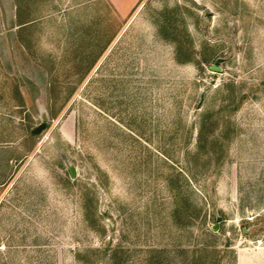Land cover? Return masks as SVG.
<instances>
[{
	"label": "rangeland",
	"instance_id": "374dc122",
	"mask_svg": "<svg viewBox=\"0 0 264 264\" xmlns=\"http://www.w3.org/2000/svg\"><path fill=\"white\" fill-rule=\"evenodd\" d=\"M0 264H264V0H0Z\"/></svg>",
	"mask_w": 264,
	"mask_h": 264
},
{
	"label": "water",
	"instance_id": "95a60500",
	"mask_svg": "<svg viewBox=\"0 0 264 264\" xmlns=\"http://www.w3.org/2000/svg\"><path fill=\"white\" fill-rule=\"evenodd\" d=\"M212 68L213 69H219V67H217V66H212ZM46 126H47L46 122L41 123L39 126H37L33 129V133H35V134L41 133L43 131V129H45ZM70 171H71L72 175H75L74 167H70Z\"/></svg>",
	"mask_w": 264,
	"mask_h": 264
}]
</instances>
